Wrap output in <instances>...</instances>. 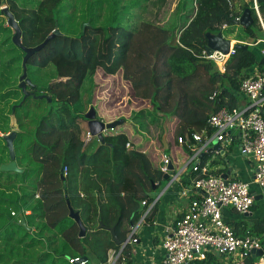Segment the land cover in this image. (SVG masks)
Returning <instances> with one entry per match:
<instances>
[{"label":"trees","instance_id":"obj_1","mask_svg":"<svg viewBox=\"0 0 264 264\" xmlns=\"http://www.w3.org/2000/svg\"><path fill=\"white\" fill-rule=\"evenodd\" d=\"M106 1L98 0L96 4L101 7ZM136 1L159 7L166 2ZM61 2L39 0L27 8L15 0H0V8L6 4L18 21L25 46L41 43L64 24L63 16H70L75 19L73 24H78L76 30L56 34L28 59L27 63H35L37 53L44 54L39 66L50 64L54 73L43 87L32 82L35 86L27 87L30 94L23 102L21 89L7 85L8 69L0 72V101L7 104L9 113L0 123V132L11 131L9 116L13 115L17 125L13 140L15 160L24 170L0 171V264H78L70 263L68 258L83 256L88 258L86 264H106L108 252L121 247L110 228H114L118 239H125L139 218L141 201L164 175L144 152L148 146L145 133L150 134L152 127L161 134L166 132L167 139L172 138L174 143L179 136L204 128L210 134L209 115L223 106L232 108L239 104L245 70L257 61L251 46L234 47L222 73L212 61L201 57L206 34L221 33L223 26L236 24L235 17H240L246 8L252 18V23L244 27L247 39L262 38L258 17L249 7L252 0L244 3L240 12L234 9L233 0H194V13L178 34L148 22L131 29L110 14L106 23L98 27L95 15H84L90 24L82 31L84 21L78 23L72 12L63 15ZM117 2H109L108 7ZM259 10L264 16V3H259ZM1 29L10 30L2 25ZM23 54L21 51L18 59ZM16 57L12 59L15 61ZM259 66L264 71V64L259 62ZM99 68L107 75L120 71L121 78L130 85L131 95L150 106L130 114L127 124L135 131L132 137L116 127L103 131V142L83 141L88 129L82 128L81 123L86 119L75 107L80 102L84 80ZM39 94L47 95L51 101L33 97ZM96 111L104 122L122 118L102 116L98 107ZM124 119L126 123L127 118ZM166 123L172 124L169 130ZM138 136L143 143L136 144ZM126 143L132 147L127 148ZM5 151L8 152L0 136V164L9 160L3 158ZM208 152L200 157V165H204ZM63 167L66 175L62 174ZM221 171L224 169H218ZM191 176L195 177L196 172L192 171ZM68 204L85 228L81 237L78 224L69 217ZM254 209L255 204L251 211ZM20 214L25 225L18 223ZM226 223L237 236L258 237L264 251V217L250 225L245 220ZM121 261L131 264L128 247L121 249L116 264ZM194 264H211L209 255Z\"/></svg>","mask_w":264,"mask_h":264},{"label":"built area","instance_id":"obj_2","mask_svg":"<svg viewBox=\"0 0 264 264\" xmlns=\"http://www.w3.org/2000/svg\"><path fill=\"white\" fill-rule=\"evenodd\" d=\"M262 38L250 39L243 42L251 46L257 55V61L246 69V77L240 83L241 100L235 107L223 106L209 115L207 124L211 127L210 134L204 128L177 138V144L186 147L191 153L190 163L196 176L193 179L195 196L189 197V202L175 227L162 239L164 256L162 264H194L196 260L205 259L207 252L212 251L224 258L223 264H246L245 259L251 255L252 249H262L258 237L245 235L237 236L223 219L224 208L234 209L237 213H249L255 203L256 192L251 189V182L237 179H224L222 173H210L205 165H200V157L208 151V146L215 140L229 142L231 131H237L240 139L239 151L244 155H251L255 162L254 184L259 188L264 198V71L259 62L264 57V18L259 10L257 0H252ZM236 21L239 16L235 17ZM257 49V50H256ZM234 53L233 43L229 52L221 51L207 53L202 50L201 57L212 61L219 72L225 71L227 59ZM215 95L213 93L212 97ZM87 130L83 135L84 143L92 140ZM131 148L130 143H126ZM171 157L160 153L159 169L163 174L169 172ZM66 167L62 174L66 175ZM176 177V175H174ZM183 195L188 192L183 190ZM145 204V201H142ZM136 226L131 225L127 235L128 241L134 242ZM127 241V242H128ZM79 257L68 258L70 263H77ZM78 264H86L81 261ZM252 264H261L258 261Z\"/></svg>","mask_w":264,"mask_h":264},{"label":"rangeland","instance_id":"obj_3","mask_svg":"<svg viewBox=\"0 0 264 264\" xmlns=\"http://www.w3.org/2000/svg\"><path fill=\"white\" fill-rule=\"evenodd\" d=\"M15 1H17L19 6L28 8L34 6L39 0ZM96 1L98 0H62L60 5L65 10L63 15L70 14L72 12V15L77 18L78 23L84 21L82 26L84 23H88V25L90 24L88 20L83 18L84 15H95V26L98 27L101 25L103 26L106 23V18L110 14L112 17L114 16L119 23H122L131 29H139L142 22H148L156 26L163 27L164 29L172 30V32L175 34H178L180 28H182L183 25L187 23V21L193 15V10L195 8L194 0H166L165 4L161 7H159L157 4L153 5L151 2L118 0L116 6L114 5L112 8H109L108 4L113 0L104 2L101 7L96 4ZM244 3H248V0H233L234 9L240 12ZM249 7L251 6L249 5ZM60 15L62 16V14ZM68 17L63 16L62 20L64 21L65 18L66 21H64L62 26L57 28L61 32V35L65 31L76 30L78 27V24H73L75 19H72L71 17L69 19ZM1 25L3 27H8L10 30H6L7 32L2 31ZM13 33V29L7 26L6 16L0 14V72L2 73L4 70L8 69V71H5V75L7 73L10 75L7 85L18 86V77L22 73V57L21 59H18L21 51L12 43L11 36ZM221 34L227 39H233V42L231 41L233 44L242 43L238 39L245 40L248 38V35L244 31V27L239 24L223 26ZM15 56L17 57L14 61L12 58ZM43 57L44 54L38 55L37 53L35 59L36 62L27 63V77L31 80V83H38L42 87L46 85L48 81L52 80L54 73V68L50 64L46 65L45 67L39 66L38 62ZM5 88H7V86ZM10 100L14 99L11 98ZM32 104L33 101H31V105ZM101 104L105 105V107L101 106ZM42 105H44L43 101ZM90 106H93L96 108V110L98 107L99 113L102 116L123 115L122 118L127 119H129L130 114L135 110L145 106L150 107L147 101L135 99L131 95L130 85L121 78L120 71L114 75H107L102 71L101 68L97 69L92 77H88L84 80L81 86L80 102L75 107V111L78 113H85L88 111ZM7 109V104L0 101V123L5 120L4 115L9 114ZM9 117V127L11 130H17V125L13 115H10ZM83 125L85 124L82 123V126ZM169 127H172V124L166 123V130H169ZM152 130L153 129H151V136L155 134V143L159 148L161 147L160 137L162 134L160 131L157 132L154 130L152 132ZM4 134L6 133L0 132V136ZM96 140V137L92 138V141ZM227 143L229 144V142ZM161 149L165 152H168L166 149ZM245 157L250 159V161L254 160L250 154ZM3 158L6 161L8 160V152L5 151ZM261 200H264V198ZM261 205L264 206L263 201L261 202ZM255 206L256 207L253 210L254 212L258 209L260 210L261 207L257 202H255ZM11 214L16 215L14 211H12Z\"/></svg>","mask_w":264,"mask_h":264},{"label":"crops","instance_id":"obj_4","mask_svg":"<svg viewBox=\"0 0 264 264\" xmlns=\"http://www.w3.org/2000/svg\"><path fill=\"white\" fill-rule=\"evenodd\" d=\"M228 40L233 42V39ZM238 40L243 44V42L248 41L249 39ZM120 117H123V115ZM126 121L129 123L130 119H126ZM86 122L87 121L82 122L85 124L82 127H87ZM127 122L117 126L116 129L118 131H125L128 136L132 137L135 131H133L132 126L127 124ZM150 129H152V127ZM154 130L159 132L157 129ZM154 130H152V132ZM231 136L232 139L229 141V144L227 142H219L221 150L230 154L223 156L220 150L211 149L214 142L213 140L207 148L209 152L204 165L210 173H224L227 170V161L229 159V161L234 162L233 167L235 172L232 173L231 170L228 178L251 182V189L253 192H256V196L258 197L255 202L260 205V210L258 209L255 212L250 210L249 213L240 214L231 211V208H224L222 213L225 222L245 220L250 225L255 219L264 217V206L261 205V202L263 201L264 203V200H261V192L253 182L255 171L254 160L250 161V159L245 157L248 155L240 153V139L238 132L231 131ZM163 137L165 138V144L162 142ZM167 137L166 132L161 135V147L158 148L155 143V134L151 136V133L148 135L145 133L144 135L145 144H148L144 152L150 158L153 166L159 168L160 153L164 152L171 157L173 170L171 175H169V179H164L162 177V179L157 180L155 184H152L148 195L142 200L145 201V204H142L141 201L139 218L134 223L136 228L133 237L136 240L134 242H131L130 240L124 246L128 247L130 251L131 264H162L164 256V250L161 245L162 239L175 227L177 220L181 217L183 211L188 205L189 197L195 196V191L192 189L194 177L191 176V155L187 153L188 150L185 151L181 145L174 143L172 138L167 139ZM140 138L141 137L138 136L136 144L143 143L142 138L141 141H138ZM146 139L150 140L146 142ZM94 147L95 145L92 149H94ZM161 148L168 149V152L163 151ZM213 162L216 163L213 164ZM218 169H224V171L218 172ZM174 175H176V177ZM183 190L188 192L187 196L183 195ZM120 253L121 250H110L108 252V260L106 264H116ZM206 255H209L211 264H223L224 258L218 256L214 252L209 251ZM255 261L264 264V258L262 256L253 257L252 255H249L245 259L246 264H252ZM94 264H99V262L96 261ZM119 264H126V262L121 261Z\"/></svg>","mask_w":264,"mask_h":264},{"label":"water","instance_id":"obj_5","mask_svg":"<svg viewBox=\"0 0 264 264\" xmlns=\"http://www.w3.org/2000/svg\"><path fill=\"white\" fill-rule=\"evenodd\" d=\"M257 2L258 3H264V0H257ZM0 11L4 16H6L7 26L12 28L14 31V33L12 34V37H11L12 43L24 53L22 56V61H21L22 73L18 77V81H19L18 87L21 89V91L23 93V96L21 99V102H23L25 100V98L30 94V91L27 90V86L28 85L31 87L35 86L33 83H31V80L27 77V61H28V59L33 54H35L36 52L43 49L50 39H52L56 34H61V32L56 28L53 32H51L49 35H47L46 38L41 43H39L35 46H25L21 41V28L19 26L18 21L15 19L14 14L10 11L9 7L6 5L2 6L0 8ZM235 23L239 24L243 27L249 26L252 23L250 9L249 8L244 9L242 11V14L240 15L239 19ZM85 26H88V23L83 24L82 31H84ZM230 46H231V41L224 38L221 33H207L206 34V44L204 46V49L207 51V53L211 54L213 51L217 50V51H221L222 53L226 54L229 52ZM233 47L246 48L247 45L242 44V43H240V44L236 43V44H233ZM260 62L264 64V57L261 58ZM33 97H38V98L45 97V98H47L48 102L51 101V98L45 94L33 95ZM13 109H14V107H12V110ZM84 118L87 121L86 123H87L88 131L90 132V134L93 137H96V139L99 142L104 141V136H103L104 130L114 129L118 125H121L125 122L124 118H120V119L109 121V122H104L97 117L96 110L93 106H90L88 111L84 113ZM15 136H16L15 130H11L10 132L2 135L3 140L5 142V145L7 147L9 160L6 163L0 164V171L18 172V173H22L24 171L22 168H20L17 165V162L15 160V153H14V147H13V140H14ZM162 142L165 144V138L164 137L162 138ZM211 149L220 150L221 154H223V156H227L230 154V153H227L226 151H222L220 143L215 141V140L211 146ZM233 163H234L233 161H229V159H228L227 170H226V172L221 174V176L224 179H227L231 170H232V173L235 172V169L233 167ZM172 170H173V166L171 164H169V172L164 174L163 178L169 179V175H171ZM62 177H63V175H62ZM257 199H258V197L256 196L255 200H257ZM19 217H20V220L18 223L25 225L23 215L20 214ZM69 217H71L78 224V226L80 228L79 236L80 237L83 236L84 232H85V228L81 222V219H80L78 213L74 212L73 209L70 207V205H69ZM110 230H111L113 239L116 241V243L121 245V247L119 249V251H120L125 246L128 239H127V237L125 239H118L116 237L114 228L111 227ZM250 254L253 257L262 256L264 258L263 249H252L250 251ZM87 260H88L87 256H83L79 260H77V263H80L81 261H87Z\"/></svg>","mask_w":264,"mask_h":264},{"label":"flooded vegetation","instance_id":"obj_6","mask_svg":"<svg viewBox=\"0 0 264 264\" xmlns=\"http://www.w3.org/2000/svg\"><path fill=\"white\" fill-rule=\"evenodd\" d=\"M27 87H29V89H30V86L29 85Z\"/></svg>","mask_w":264,"mask_h":264},{"label":"bare ground","instance_id":"obj_7","mask_svg":"<svg viewBox=\"0 0 264 264\" xmlns=\"http://www.w3.org/2000/svg\"><path fill=\"white\" fill-rule=\"evenodd\" d=\"M260 196V195H259Z\"/></svg>","mask_w":264,"mask_h":264}]
</instances>
